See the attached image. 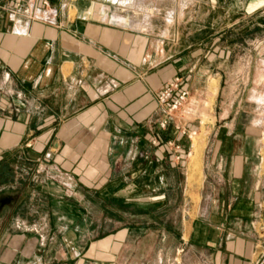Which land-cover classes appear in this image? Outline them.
<instances>
[{"label": "crops", "instance_id": "0c3cea01", "mask_svg": "<svg viewBox=\"0 0 264 264\" xmlns=\"http://www.w3.org/2000/svg\"><path fill=\"white\" fill-rule=\"evenodd\" d=\"M48 1L49 22L0 18V162L6 155L24 156L38 171L54 174L49 182L58 185L62 197L45 186L42 192L79 217L95 213L98 202L105 205L103 213H115L113 203L126 216L163 213L182 177L184 196L196 200L182 212L191 215L185 244L223 245L230 255L226 264H264L261 242L222 241L226 233L242 231L241 221L261 216L259 183L251 191L246 180L254 124L241 131L235 99L221 112V73L203 72L200 66V59L212 54L210 43L217 45L216 57L234 55L237 44L226 53L220 43L244 41L243 29L249 45L264 40V0ZM178 8L184 9L181 19L172 15ZM167 9L169 20L162 18ZM193 9L199 11L195 16ZM162 22L168 27L163 31ZM192 42L200 44L194 48ZM177 77L191 97L177 123L185 118V129L197 131L201 140L196 167L186 158L188 144L180 164L166 146L153 144L167 118L158 94ZM188 113L194 114L190 121ZM175 123L171 120L162 132L164 140ZM238 139L244 140L242 150H236ZM191 151L193 157V143ZM66 189L73 191L72 198L64 195ZM131 231L126 225L119 237L90 242L88 253L128 249ZM70 241L66 247L75 251L73 260L85 263L86 248L81 251ZM31 248L26 238L10 242L0 264H32Z\"/></svg>", "mask_w": 264, "mask_h": 264}, {"label": "rangeland", "instance_id": "374dc122", "mask_svg": "<svg viewBox=\"0 0 264 264\" xmlns=\"http://www.w3.org/2000/svg\"><path fill=\"white\" fill-rule=\"evenodd\" d=\"M176 1L183 4L185 1L194 2L196 0ZM189 12L194 16L199 13L196 9L189 10ZM183 14L184 9L181 8L172 13L173 17L175 16L177 19H181ZM162 15L163 19L169 20L171 14L167 9ZM161 28L163 31L168 27L162 22ZM241 37L246 42L233 43L230 38L228 42L220 43L226 53L227 51L232 53L233 44H237L235 54H232L231 57H216L217 45L210 43L212 54L200 59V66L203 72L210 71L211 73L214 70V73L217 71L221 73L222 89L219 95V104H221L220 102L224 103L220 109L221 112L228 110V103L235 99V110L239 112L238 120L241 131L254 124L252 138L249 141L248 151L250 152L247 164H250L246 171V180L249 183L247 189L251 191L253 185L259 183L258 192L260 201H262V206L259 208L261 216L239 222L242 231L236 232V229L233 231V228H230L233 232L223 235L222 241L243 239L261 242L260 252H262L264 251V68H262L264 67V56L261 55V51L264 49V40L262 38L249 45L248 34L244 29L241 32ZM191 44L196 48L200 43L192 42ZM255 52L256 58L254 57ZM198 59L199 57L194 60ZM253 66L257 67L258 71H255ZM209 105H211V100ZM199 110L201 111V109ZM200 111H198V115ZM183 112V109H180L175 113V125L179 124L177 123L178 117ZM204 114L211 115L210 111H205ZM188 115V121H190L189 119L194 117V114L188 113ZM207 118L209 119L208 125H214L215 122L211 118ZM180 120L183 126L185 118ZM194 123H196L195 120ZM192 139L196 154L191 157V160L196 167L200 163L201 140L197 137ZM211 140L214 142L216 138ZM244 146L243 139L235 141L236 150H242ZM9 159L11 160L10 173L8 172L4 181L0 180V202L11 200V203H5L0 210V254L2 256L9 249L10 242L23 241L26 238L28 243H32V251L35 250L31 260L32 264H37L41 258L43 264H76L77 261L73 260L71 256L75 251L66 247L69 237L70 242L74 240L81 251L86 248L82 254L86 259L85 263L78 262L77 264H226L230 257L223 250V245L222 248L211 249L208 246L202 247L193 241L185 244L189 240L186 238V228L190 227L191 215L182 212L185 209V204L189 203L188 205L191 206L192 203L194 205L196 200L195 196L192 198L184 196L185 187L182 177L177 178L174 192L170 194L171 202H168L167 209L163 213H128L126 216L127 213H120L119 203L112 205L115 213H103L105 205L98 202L95 204V213H80L79 217L78 213L65 212L62 208L57 207L54 201H50L51 197L42 192L41 188L45 186L47 191L54 193V196L62 197L58 185L53 186L49 182L51 177L55 176L54 174L38 171L34 164L24 159V156L21 158L17 155H6L3 160ZM3 164V161L0 162V167H3ZM72 192V190L66 189L64 195L72 198ZM80 199L84 200L82 203L88 208V199L85 197ZM189 199H192L193 202H190ZM188 205L187 207H189ZM9 213H12L10 219L8 218ZM49 215L52 219L49 218ZM193 219L195 218L193 217ZM126 225L132 228L128 249L104 251L106 254L96 256L88 253L90 242H100L105 238L108 239L109 236L119 237V232ZM142 227L145 228V231H140ZM218 258H222L221 263L217 262Z\"/></svg>", "mask_w": 264, "mask_h": 264}, {"label": "built area", "instance_id": "2783aa9c", "mask_svg": "<svg viewBox=\"0 0 264 264\" xmlns=\"http://www.w3.org/2000/svg\"><path fill=\"white\" fill-rule=\"evenodd\" d=\"M51 17L52 10L48 0H0V18H4L9 23H15L19 19L31 22H49ZM189 96L190 92L183 86V80L177 77L169 82L157 97L159 105L165 109L167 118L160 123L159 132L155 136L153 144L166 146L173 161L177 164L183 161V147H189L186 158L192 157V138L196 137L197 131H188L179 123L169 131V140H164L161 134L168 131L170 121L174 120L175 113L180 109L189 110Z\"/></svg>", "mask_w": 264, "mask_h": 264}, {"label": "trees", "instance_id": "16d2710c", "mask_svg": "<svg viewBox=\"0 0 264 264\" xmlns=\"http://www.w3.org/2000/svg\"><path fill=\"white\" fill-rule=\"evenodd\" d=\"M10 159L9 160H3L4 162V166L0 167V180L4 181V179L7 177L6 175L8 174V172L10 173V169H9V164H10Z\"/></svg>", "mask_w": 264, "mask_h": 264}, {"label": "flooded vegetation", "instance_id": "af4514ba", "mask_svg": "<svg viewBox=\"0 0 264 264\" xmlns=\"http://www.w3.org/2000/svg\"><path fill=\"white\" fill-rule=\"evenodd\" d=\"M7 201H8V202H7ZM10 201H11V200L8 199V200H4V201L0 202V210H1V208H3V206L5 205V203H11Z\"/></svg>", "mask_w": 264, "mask_h": 264}]
</instances>
